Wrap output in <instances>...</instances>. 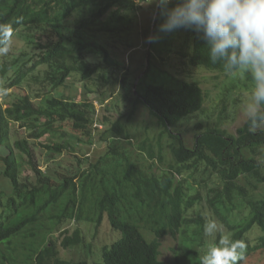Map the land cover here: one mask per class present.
<instances>
[{
    "label": "trees",
    "instance_id": "obj_1",
    "mask_svg": "<svg viewBox=\"0 0 264 264\" xmlns=\"http://www.w3.org/2000/svg\"><path fill=\"white\" fill-rule=\"evenodd\" d=\"M137 8L135 0H0V28L10 34L6 47L19 32L31 37L26 55L9 62L0 54V89L22 91L38 81L58 90L72 80L84 82L88 96L45 94L36 104L23 91L5 106L0 100V264H91L63 254L93 247L80 228L63 230L69 222L111 228L115 238L99 245V264H163L168 236L177 242L172 264H200L221 239L246 243L239 264H264V129L245 122L230 133L226 96L200 119L207 101L201 81L151 75L150 52L141 78L126 66L120 55L128 46L118 39L131 35ZM156 15L148 41L159 33V7ZM181 29L189 53H180L191 67L231 76L210 61L201 34ZM117 74H123L119 95L129 97L132 109L115 121L99 119L90 94L105 96L102 86L116 83ZM116 95L110 91V98ZM140 106L155 119L152 126L134 123ZM17 127L28 137H15ZM83 137H98L105 151L80 156L75 150L87 143ZM40 148L54 161L46 171L35 154ZM206 172L220 179L206 202L226 234H205L210 219L203 196L186 183Z\"/></svg>",
    "mask_w": 264,
    "mask_h": 264
},
{
    "label": "rangeland",
    "instance_id": "obj_2",
    "mask_svg": "<svg viewBox=\"0 0 264 264\" xmlns=\"http://www.w3.org/2000/svg\"><path fill=\"white\" fill-rule=\"evenodd\" d=\"M135 2L138 8L133 13L134 27L132 33L129 36L127 35L118 39V43L122 42L124 45L128 46L127 49H124L123 46L120 45L122 48L121 52H123L120 55V58H122V60L124 59L126 66L133 65V68L138 70V75H140L141 78L144 75L143 72L147 68L148 64L147 52H150L154 56V66L150 69L151 75L166 73L168 76H175L179 79L184 78L201 81L200 83L206 93L207 101L203 114L199 115L200 119H203L206 115L213 114L216 107H219L221 99L226 96L228 109L227 115H229V120L226 124L227 129L230 133L236 134L237 129L246 122L243 105L248 99L253 82L244 75L228 76L222 73L219 74L217 72H210L203 69L199 70L191 67L189 62H186L185 58L181 56L180 53V51L189 53L188 49H184L185 35L182 29H178L171 33L159 32L156 36L159 37L158 40L155 42H149L146 39L145 34L149 30H154L158 18L156 15L158 5L155 0H135ZM172 6L173 5H170L169 7ZM30 38L31 37L27 36L25 32H19L16 34L12 43H10L7 48V54L1 56L4 61L8 60L9 62H12L14 57H19L23 54L26 55L23 51L28 50L27 43H29ZM117 50L119 51L120 49H118L116 45V51ZM117 75L118 81H116V83L113 84L108 82L105 85L106 87L102 86V91L106 92L105 96L100 94L98 91L90 94V98L96 106V116L99 119L106 117L110 119V121H115L117 118L132 109V103L129 101V97L127 99L125 97L122 99L119 95L124 91L121 85L122 77H120L123 74ZM37 82L38 81H32L31 84L23 85L22 91L17 90L16 88L10 89L6 95H0L1 102L5 106L11 101V97L20 95L23 91L30 94L36 104H39L40 101L45 98V94L57 97L64 96L66 98L75 99V101H82L83 98L85 99L88 97L83 95L85 90H87V88L85 89L86 84L84 82H73L71 80L68 81L63 88L58 90H54L50 86H41ZM137 82H139V79ZM88 88L98 90V87L94 86L92 83H88ZM110 91L117 93V95L114 98H110ZM223 92L226 94H223ZM104 98L105 102L103 101ZM144 120H147V123L151 126L155 122V119L150 117L148 110H146L144 106H140V108L138 107L137 115L134 117L133 121L134 123H138ZM189 128L188 139L191 145L193 143L192 140L194 138V132L191 127ZM17 129L19 130L15 132V137L22 139L28 137L29 133H26L25 129L21 127H17ZM15 137L13 138L12 143L15 142ZM82 140L87 143L80 151L77 149L75 150L80 156L93 155L94 153L102 154L105 151L104 145L101 144L98 137H94L92 140L83 137ZM0 154H5L3 148L0 150ZM35 154L37 156V161L43 170L46 171L47 165L54 164V161L49 160V156L45 149H37ZM260 156L264 160V148L262 149ZM0 179L2 178L0 177ZM219 182L220 179L218 174H211L210 172H206L204 175L198 176L196 181L186 180V183L192 184L194 188L193 192L198 191L203 196V208L208 212L210 220L214 219L210 218L212 211L210 210V205H208L206 201L213 197L211 191ZM218 220L219 218L215 217L214 221L218 225L220 231L226 234L224 226ZM76 228H80L83 231L84 235L87 237L88 244L92 243L93 247L89 253L87 250L80 247L75 250H64L63 254L68 259H86L91 264H99V245L109 243L113 238H115V234L108 226H103L96 231V228L88 223L77 224L69 222L64 226L63 230L73 232ZM116 234L117 236L120 235L119 233ZM176 245L177 242L169 236L162 241L161 260L163 264H172L173 256L171 248Z\"/></svg>",
    "mask_w": 264,
    "mask_h": 264
},
{
    "label": "clouds",
    "instance_id": "obj_3",
    "mask_svg": "<svg viewBox=\"0 0 264 264\" xmlns=\"http://www.w3.org/2000/svg\"><path fill=\"white\" fill-rule=\"evenodd\" d=\"M163 17L160 33L191 29L206 41L209 59L221 63L231 75L250 77L252 88L243 105L251 130L264 129V0H155ZM169 5H173L169 7ZM7 37V38H6ZM10 34L0 28V54H7ZM159 37H149L155 42ZM7 89H0L6 95ZM214 220L204 228L213 236ZM243 240L221 239L210 247L200 264H239L244 258Z\"/></svg>",
    "mask_w": 264,
    "mask_h": 264
}]
</instances>
